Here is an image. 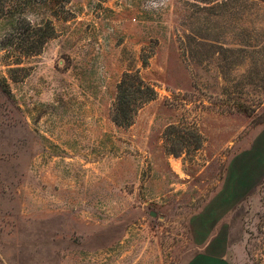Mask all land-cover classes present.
I'll use <instances>...</instances> for the list:
<instances>
[{"label": "rangeland", "instance_id": "obj_1", "mask_svg": "<svg viewBox=\"0 0 264 264\" xmlns=\"http://www.w3.org/2000/svg\"><path fill=\"white\" fill-rule=\"evenodd\" d=\"M68 7L20 64L0 13V264H264V0Z\"/></svg>", "mask_w": 264, "mask_h": 264}, {"label": "trees", "instance_id": "obj_2", "mask_svg": "<svg viewBox=\"0 0 264 264\" xmlns=\"http://www.w3.org/2000/svg\"><path fill=\"white\" fill-rule=\"evenodd\" d=\"M71 0H0V13L11 28L5 34L1 45L8 50L9 58L15 55L16 64L22 58L39 54L45 44L56 35L53 18H67L72 15L68 5ZM34 6L50 8L49 16L34 22L29 18V9ZM25 67L10 68V71ZM15 80L14 78H12ZM5 85L8 86L6 78ZM155 87L138 72H126L118 84V93L113 104L112 120L121 127H130L138 111L148 102L156 99Z\"/></svg>", "mask_w": 264, "mask_h": 264}]
</instances>
